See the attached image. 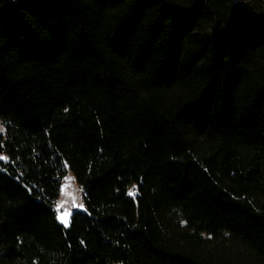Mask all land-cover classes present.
Masks as SVG:
<instances>
[{
    "label": "trees",
    "instance_id": "obj_1",
    "mask_svg": "<svg viewBox=\"0 0 264 264\" xmlns=\"http://www.w3.org/2000/svg\"><path fill=\"white\" fill-rule=\"evenodd\" d=\"M0 120V264H264V0H0Z\"/></svg>",
    "mask_w": 264,
    "mask_h": 264
},
{
    "label": "rangeland",
    "instance_id": "obj_2",
    "mask_svg": "<svg viewBox=\"0 0 264 264\" xmlns=\"http://www.w3.org/2000/svg\"><path fill=\"white\" fill-rule=\"evenodd\" d=\"M0 134L6 135L5 125L0 120ZM4 153L0 154V159H6ZM56 209L59 221H67L70 224L71 216L75 210H85V199L83 189L78 185L76 178L71 170H68L63 178L60 194L56 201ZM65 225V224H64Z\"/></svg>",
    "mask_w": 264,
    "mask_h": 264
},
{
    "label": "snow or ice",
    "instance_id": "obj_3",
    "mask_svg": "<svg viewBox=\"0 0 264 264\" xmlns=\"http://www.w3.org/2000/svg\"><path fill=\"white\" fill-rule=\"evenodd\" d=\"M74 215H75V214H73V217H74ZM63 222H64L65 226H67V221H63Z\"/></svg>",
    "mask_w": 264,
    "mask_h": 264
}]
</instances>
